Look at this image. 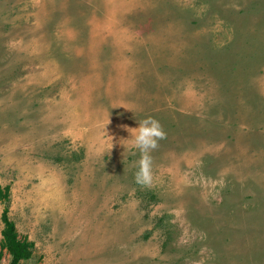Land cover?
I'll return each mask as SVG.
<instances>
[{"label":"rangeland","instance_id":"rangeland-1","mask_svg":"<svg viewBox=\"0 0 264 264\" xmlns=\"http://www.w3.org/2000/svg\"><path fill=\"white\" fill-rule=\"evenodd\" d=\"M0 188L21 264H264V0H0Z\"/></svg>","mask_w":264,"mask_h":264},{"label":"clouds","instance_id":"clouds-1","mask_svg":"<svg viewBox=\"0 0 264 264\" xmlns=\"http://www.w3.org/2000/svg\"><path fill=\"white\" fill-rule=\"evenodd\" d=\"M137 128H126L131 134L133 146L140 154L136 162L135 183L141 187L151 188L154 183L153 157L151 153L158 149L159 141L167 138L160 122L152 117L138 121Z\"/></svg>","mask_w":264,"mask_h":264},{"label":"trees","instance_id":"trees-1","mask_svg":"<svg viewBox=\"0 0 264 264\" xmlns=\"http://www.w3.org/2000/svg\"><path fill=\"white\" fill-rule=\"evenodd\" d=\"M7 198L8 194H4L0 188V199L6 200ZM2 221L4 223V229L0 242V262L4 256V251L11 256L10 264H21L23 261L30 260L33 256L34 244L19 237L15 223L8 216V209H5Z\"/></svg>","mask_w":264,"mask_h":264}]
</instances>
